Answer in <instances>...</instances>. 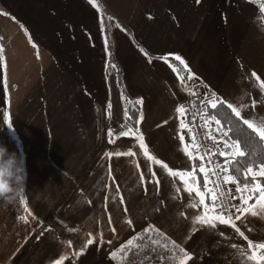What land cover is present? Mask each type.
Here are the masks:
<instances>
[{
    "label": "crops",
    "instance_id": "1",
    "mask_svg": "<svg viewBox=\"0 0 264 264\" xmlns=\"http://www.w3.org/2000/svg\"><path fill=\"white\" fill-rule=\"evenodd\" d=\"M95 3L99 11L89 0H0V47L7 78L5 88L0 66V144L25 159L28 178L22 196L32 213L25 211L21 197L11 204L0 202V264H53L89 238L95 243L78 259L69 255L64 264H120L111 253L149 224L163 236L151 232L142 240L133 239L142 248L132 247L123 264H172L158 258L170 253L153 240L169 247L170 241L180 244L193 254L188 264H240L229 245L246 242L225 225L193 233L195 210L187 207L188 194L173 199L171 179L152 165L160 178L157 191L149 182L150 162L132 137L119 133L126 130L125 109L134 104L139 116L143 113L137 127L152 154L174 169L191 166L180 150L175 112L189 95L169 65L157 59L169 53L186 61L206 94L211 90L249 105L256 99L255 111L249 108L243 115L264 116V94L251 76L255 71L264 79L259 5L255 0ZM169 61L187 78L178 61L171 56ZM109 127L119 137L115 143L108 142ZM129 148L135 157L105 156ZM24 216L28 223L20 219ZM247 228L242 230L250 239L264 241V218L249 216ZM221 230L234 239L217 235Z\"/></svg>",
    "mask_w": 264,
    "mask_h": 264
},
{
    "label": "snow or ice",
    "instance_id": "2",
    "mask_svg": "<svg viewBox=\"0 0 264 264\" xmlns=\"http://www.w3.org/2000/svg\"><path fill=\"white\" fill-rule=\"evenodd\" d=\"M89 2L94 7H97L98 11L100 10L95 0H89ZM196 2L199 3L200 0H196ZM255 2L259 5L260 15L258 20L264 21V0H255ZM117 26L119 27V25ZM261 27L264 28V23L261 24ZM101 28L103 29L102 21ZM25 32L27 34V30ZM29 40L31 42L30 36ZM32 47L37 49L36 55L39 59L37 45L32 43ZM140 51L151 62L152 57L144 49H140ZM170 56L175 61H178L179 65L183 66V71L188 74L187 78L181 74V69L170 63ZM157 59L168 64L172 71L176 73L183 91L187 92L190 96H195V92L189 88L187 81L198 78L195 77L186 61L180 55L169 53L168 55L157 57ZM0 66L4 68V85L7 88L6 59L3 47H0ZM112 66L115 67V65ZM251 76L255 78L261 93L264 94V79H261L255 71L251 73ZM205 87L207 86L205 85ZM244 95H248V93L245 92ZM136 103L142 104L143 101L138 100ZM257 104L258 101L256 99H253L250 105L245 103L243 99L238 100L237 103H233L209 90V93L205 94L200 100L201 109L199 112L193 114L192 123H195L197 116H199V119L203 122L200 127L206 129V136L212 141V148H203L202 142L196 139V135L192 133L191 124L187 120L188 109L183 104H178L175 108V112L177 113L176 118L179 120L177 135L181 145L180 150L191 161L189 168L174 169L167 162L152 154L139 127L134 128L129 124L125 126V131L119 133V136L132 137L135 144L141 150L143 157L150 162L146 165L150 173L149 182L156 185L157 191H159L160 178L158 173L152 169V165L158 166L171 179L175 193L173 199L179 198L181 192L188 194L187 207L195 210L191 218V231L193 233L205 227L209 230H216L218 225H225L234 231L236 237L246 242V244L231 243L229 245V247L236 250L235 256L240 259V264H264V241H253L242 230V227L247 228V218L249 216L264 218V116L258 117L253 115L251 118H246L243 115L249 108L254 112ZM221 107L228 109L231 115L229 116L228 113L219 111ZM111 109L112 105L109 103V116H111ZM209 109L212 111H208ZM124 118L125 121L132 119L127 109H125ZM5 119H7V116ZM142 120L143 113L141 112L139 119L136 120V124L138 125ZM235 121L239 123L237 124ZM245 127L248 130L247 132L244 131ZM186 135L189 137V142L185 141ZM108 137L109 143H115L116 139L119 138L114 135V130L111 127L108 130ZM113 155L117 157L121 155L135 157L137 153L131 148L123 152L117 149L113 152L105 153V156L109 159ZM217 156L223 158V160L222 162L217 160L213 164V158ZM135 167L139 169V163ZM108 174L112 178L110 166ZM210 176L215 177V179H211ZM139 178L141 183L145 182V175L143 173L140 174ZM221 182L224 185H235V187L223 189L221 188ZM145 191H147L146 187ZM117 192H119V188H117ZM237 200L239 203H234ZM20 203L25 205V211L31 216L32 213L29 211L27 202L23 196L20 198ZM120 203H124L122 196L120 197ZM181 215L184 214L181 213ZM32 218L36 219L35 216H32ZM20 219L24 223H28L26 216ZM126 222L129 226L132 225L131 220H127ZM109 223H111V217H109ZM47 230L50 231L51 229ZM247 230L249 232L252 231L251 228H247ZM70 231L74 230L70 229ZM112 231L115 233L116 230L113 228ZM151 232H157L163 236V233H159L158 229L149 224L142 233L133 239L142 240L145 234ZM216 234L225 239H234L232 236H226L222 230L216 232ZM133 239L128 240L126 244H122L117 251H113L111 258L116 260L119 257L120 264H123L132 247L140 250L142 246L139 244L134 245ZM165 239L167 240L168 238L165 237ZM100 242H103L102 235ZM151 242L159 245L164 252L170 253L168 256L161 254L158 258L162 261L167 259L172 264H188L189 261L193 260V254L186 251L184 247L175 241H170L171 247H169L168 243L160 244L158 240ZM66 243L68 247L72 246L71 241H67ZM94 243V238L87 239L86 243L78 251L74 250L70 254L61 255L53 264H64V261L69 259V255L74 259H78L84 254L86 248Z\"/></svg>",
    "mask_w": 264,
    "mask_h": 264
},
{
    "label": "clouds",
    "instance_id": "3",
    "mask_svg": "<svg viewBox=\"0 0 264 264\" xmlns=\"http://www.w3.org/2000/svg\"><path fill=\"white\" fill-rule=\"evenodd\" d=\"M28 173L25 159L0 144V202L14 203L26 189Z\"/></svg>",
    "mask_w": 264,
    "mask_h": 264
},
{
    "label": "built area",
    "instance_id": "4",
    "mask_svg": "<svg viewBox=\"0 0 264 264\" xmlns=\"http://www.w3.org/2000/svg\"><path fill=\"white\" fill-rule=\"evenodd\" d=\"M187 84H188L189 88H191L195 92V96L189 95L188 100L185 103H183V105L188 109L187 120L191 124L192 133H194L196 135V139L198 141L202 142L203 148H212L213 147L212 141L207 138L206 129L200 127V125L203 122L199 119V116H197L196 122L192 123L193 114L195 112L200 111V109H201L200 100L206 94L204 85L198 79H193L192 81H187ZM185 139L187 142H189V137L187 135L185 136ZM217 160L222 162L223 158H220L218 156L214 157L213 158V164H215L217 162ZM210 178L213 180L215 179V177H211V176H210ZM229 187L233 188V185H224L221 182V188L227 189ZM234 203H238V201H234Z\"/></svg>",
    "mask_w": 264,
    "mask_h": 264
},
{
    "label": "trees",
    "instance_id": "5",
    "mask_svg": "<svg viewBox=\"0 0 264 264\" xmlns=\"http://www.w3.org/2000/svg\"><path fill=\"white\" fill-rule=\"evenodd\" d=\"M110 51V63L112 62V51H111V49L109 50ZM176 64V63H175ZM209 111H212V110H210L209 109ZM219 111H221L222 113H228L229 114V116L231 115L230 114V112H229V110L228 109H226V108H224V107H221L220 109H219ZM139 108H137V106H135L134 104H130L129 105V109H128V114H129V116H131L132 117V119L131 120H129V121H126V124L127 125H132L134 128L135 127H137V124H136V120L138 119V117H139ZM232 119L233 120H235V118L234 117H232ZM235 123H239L238 121H235ZM242 127H244V126H242ZM244 131L245 132H247L248 130L246 129V127L244 128Z\"/></svg>",
    "mask_w": 264,
    "mask_h": 264
}]
</instances>
